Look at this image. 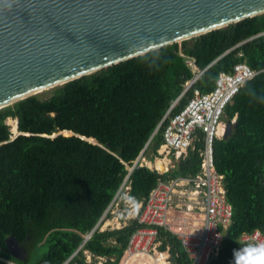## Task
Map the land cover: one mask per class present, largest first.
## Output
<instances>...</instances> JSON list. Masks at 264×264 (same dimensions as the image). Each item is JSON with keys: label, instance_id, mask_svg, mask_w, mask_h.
<instances>
[{"label": "trees", "instance_id": "1", "mask_svg": "<svg viewBox=\"0 0 264 264\" xmlns=\"http://www.w3.org/2000/svg\"><path fill=\"white\" fill-rule=\"evenodd\" d=\"M186 56L202 72L185 89L197 73ZM240 60L258 72L225 106L235 122L231 133L213 142L232 216L208 264H231L241 234L264 225V12L70 79L46 96L35 93L0 107V256L17 264H62L67 258L66 264H97L86 259L87 249L105 256L103 264H118L137 214L120 227L100 229L96 223L125 185L126 197L142 204L158 177L194 176L202 133L163 172L133 161L142 148L147 159L158 155L163 117L186 103L192 87L209 90L219 71ZM8 117L16 118L18 133ZM158 230L176 264H190L179 239L162 226ZM7 236L25 249L24 257L9 253Z\"/></svg>", "mask_w": 264, "mask_h": 264}, {"label": "water", "instance_id": "2", "mask_svg": "<svg viewBox=\"0 0 264 264\" xmlns=\"http://www.w3.org/2000/svg\"><path fill=\"white\" fill-rule=\"evenodd\" d=\"M261 12L264 0H0V107ZM234 125L227 118L222 136Z\"/></svg>", "mask_w": 264, "mask_h": 264}, {"label": "built area", "instance_id": "3", "mask_svg": "<svg viewBox=\"0 0 264 264\" xmlns=\"http://www.w3.org/2000/svg\"><path fill=\"white\" fill-rule=\"evenodd\" d=\"M185 62L197 70L195 76L186 82V89L202 70H198L190 56H186ZM257 72L245 61H237L231 69L219 71L212 88L192 87V93L178 111L165 113L163 118L167 121L162 131L161 152L179 158L193 145L198 131H201L200 170L189 177L158 178L140 205L138 225L131 231L118 264H170L173 251L168 243L161 246L160 226L179 239L190 264H208L217 253L223 229L231 220L232 205L225 195L223 175L214 164L213 142L215 137L222 135L219 133L226 104L243 82ZM127 167L131 170L132 165ZM240 241V248L264 243V229L257 227L243 232Z\"/></svg>", "mask_w": 264, "mask_h": 264}, {"label": "crops", "instance_id": "4", "mask_svg": "<svg viewBox=\"0 0 264 264\" xmlns=\"http://www.w3.org/2000/svg\"><path fill=\"white\" fill-rule=\"evenodd\" d=\"M160 149H161V145L157 149L158 155H155L153 158L147 159L145 156H140L138 160L140 161V163H145L150 168H156L159 172H163L164 170H166V169L169 168V167H167V165L170 163L171 159L168 158L167 155H164V157H160L163 154ZM170 155L172 157L173 154H170ZM173 157H174V155H173ZM157 158H163L164 159V167L163 168H158L156 166L155 162H156V159ZM175 160H177V158L174 159V161ZM173 165H171V166H173ZM128 188H129V185H125L123 187V190L121 191V193H119L118 196H120V197L124 196V199H127L129 201V204H128L130 206L129 210L132 211L133 209H135L137 207V203L138 202L131 201L129 198L126 197ZM118 201H119V198H117L115 200L114 204H116ZM139 203L141 205V202H139ZM114 204L111 206L112 209L109 210V214L106 215V216H104L103 218H101L100 221L95 226H98L100 229H104L106 227H120L123 224H125L128 221L129 218L134 217L137 214V212L139 211V208H140V206H139L136 209V213L133 212V213H131V215H127V212L125 214H123V215H119V213H120L119 211L113 212V210H114L113 209ZM169 247H170V245H169ZM172 251H173V249H172ZM84 253H85V256H86V259L87 260H91V258L93 257V258L97 259V264H103V261L105 259V256H101V255H95V256H93L92 253L89 252L87 249H84ZM174 256H175V253L173 251V257H172V260H171V263L170 264H176V261L174 260ZM3 258H0V259L1 260H4V261H6V259L7 260H10V261H13V260L8 259V258H4V259ZM6 262H8V261H6ZM13 262L15 264H17L15 261H13ZM8 263H10V262H8ZM10 264H12V263H10Z\"/></svg>", "mask_w": 264, "mask_h": 264}, {"label": "clouds", "instance_id": "5", "mask_svg": "<svg viewBox=\"0 0 264 264\" xmlns=\"http://www.w3.org/2000/svg\"><path fill=\"white\" fill-rule=\"evenodd\" d=\"M231 264H264V243L235 249Z\"/></svg>", "mask_w": 264, "mask_h": 264}, {"label": "rangeland", "instance_id": "6", "mask_svg": "<svg viewBox=\"0 0 264 264\" xmlns=\"http://www.w3.org/2000/svg\"><path fill=\"white\" fill-rule=\"evenodd\" d=\"M53 87V86H52ZM50 89H51V87H49V88H44V89H42L41 91H39L38 93L41 95V96H46V95H48L49 93H50ZM12 118V117H11ZM16 119V118H15ZM227 119V116H226V114H223V116H222V122H221V130H220V133L219 134H221L222 133V131H223V128H224V126H225V120ZM6 121H7V119H6ZM11 130H12V132H13V134H16L18 131H17V129H12V127H11ZM63 132V131H62ZM69 133V132H68ZM65 134H67V133H65ZM91 139V138H90ZM164 155H165V153H163L160 157H164ZM167 156H168V158H170L171 159V161H170V163L167 165V167H170L171 165H173L174 163H175V161H174V159H176V157H171V155L170 154H167ZM158 159V158H157ZM167 160V159H166ZM117 198H119V201L116 203V204H114V206H113V212H117V211H119L120 213H119V215H123V214H125L126 212H127V215H131V213H133V212H135L136 213V209L140 206V203L138 202L137 203V207L135 208V209H133L132 211H130L129 210V208H130V206L128 205L129 204V201L127 200V199H124V196H122V197H120V196H118ZM112 209V208H111ZM110 209V210H111ZM41 246H42V249L44 248L45 249V245H42L41 244ZM41 248V247H40Z\"/></svg>", "mask_w": 264, "mask_h": 264}, {"label": "bare ground", "instance_id": "7", "mask_svg": "<svg viewBox=\"0 0 264 264\" xmlns=\"http://www.w3.org/2000/svg\"><path fill=\"white\" fill-rule=\"evenodd\" d=\"M7 122L10 124V126L12 127V129H16V119L14 117L13 118L8 117L7 118ZM155 164H156V166L158 168H163L164 167V159L163 158L156 159Z\"/></svg>", "mask_w": 264, "mask_h": 264}]
</instances>
